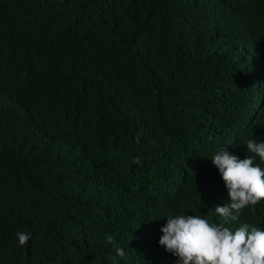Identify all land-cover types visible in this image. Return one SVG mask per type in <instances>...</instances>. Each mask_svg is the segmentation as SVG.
<instances>
[{"label":"trees","instance_id":"trees-1","mask_svg":"<svg viewBox=\"0 0 264 264\" xmlns=\"http://www.w3.org/2000/svg\"><path fill=\"white\" fill-rule=\"evenodd\" d=\"M248 138L264 0H0V264H112L108 235L119 264H176L167 216L222 222L211 158ZM240 219L264 228V201Z\"/></svg>","mask_w":264,"mask_h":264},{"label":"clouds","instance_id":"clouds-1","mask_svg":"<svg viewBox=\"0 0 264 264\" xmlns=\"http://www.w3.org/2000/svg\"><path fill=\"white\" fill-rule=\"evenodd\" d=\"M136 143H139V134ZM244 144L253 155L241 159L222 148L211 158L229 197L228 203L212 211L222 222L202 215L167 216L159 245L177 258L176 264H264V228L240 219L244 209L254 211L264 201V168L256 162L258 157L264 164V140L248 138ZM132 163L139 164L140 158H133ZM230 222H238L239 226L232 230L226 226ZM16 237L21 247L32 239L30 233L23 231H17ZM106 241L115 253L109 259L112 264H119L117 258L123 259L126 252L112 235Z\"/></svg>","mask_w":264,"mask_h":264}]
</instances>
